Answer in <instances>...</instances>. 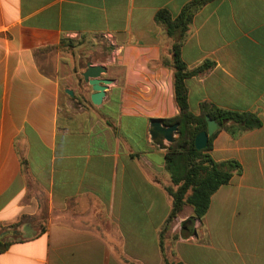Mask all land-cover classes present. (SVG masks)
<instances>
[{"label":"crops","instance_id":"1","mask_svg":"<svg viewBox=\"0 0 264 264\" xmlns=\"http://www.w3.org/2000/svg\"><path fill=\"white\" fill-rule=\"evenodd\" d=\"M189 1L0 0V264H264V0H212L192 18L181 60L211 67L185 81L190 112L261 126L218 131L211 158L241 172L200 221L184 207L166 225V150L149 129L178 109L155 14ZM87 64L110 82L98 106Z\"/></svg>","mask_w":264,"mask_h":264},{"label":"trees","instance_id":"2","mask_svg":"<svg viewBox=\"0 0 264 264\" xmlns=\"http://www.w3.org/2000/svg\"><path fill=\"white\" fill-rule=\"evenodd\" d=\"M212 0H190L172 17L167 10H159L155 21L163 28L165 38L171 42L166 56L160 59V65L172 72L173 95L178 115L172 120H163L164 125L178 123L177 140L165 151V172L169 184L164 189L170 199V212L166 225L172 223L184 207L193 211L192 221H200L205 215L211 196L226 185L234 174L241 172V167L233 160L215 162L209 151L218 131L224 130L232 137L261 126L260 119L252 113L223 110L213 106L201 105L200 114L194 115L189 110L186 79L197 76L211 67L203 63L195 70H188L180 57V48L190 34L194 14ZM213 120L218 129L209 138L203 150L194 147L195 137L206 130L205 117ZM8 244L0 242V253ZM164 264H180L169 263Z\"/></svg>","mask_w":264,"mask_h":264},{"label":"water","instance_id":"3","mask_svg":"<svg viewBox=\"0 0 264 264\" xmlns=\"http://www.w3.org/2000/svg\"><path fill=\"white\" fill-rule=\"evenodd\" d=\"M104 72L105 70L101 67L87 64L86 69L81 73L83 82L90 87L92 92L89 96V100L95 106L101 103L105 90L110 83L109 80L101 78ZM66 93L71 94L68 90ZM205 120L207 125L206 130L200 132L194 139V147L196 150H203L208 143V138L218 129V125L213 120H210L208 116L205 117ZM178 126V123L167 126L160 120H152L149 129L151 142L159 149L167 150L169 145L177 140L176 132Z\"/></svg>","mask_w":264,"mask_h":264}]
</instances>
